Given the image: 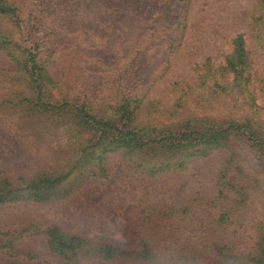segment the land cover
<instances>
[{"label":"rangeland","instance_id":"obj_1","mask_svg":"<svg viewBox=\"0 0 264 264\" xmlns=\"http://www.w3.org/2000/svg\"><path fill=\"white\" fill-rule=\"evenodd\" d=\"M7 1L20 28L0 17L11 41L0 48V182L80 160L95 134L74 126L82 105L130 115L145 137L230 124L264 136V0ZM238 35L246 59L235 75L226 66ZM26 66L40 72L42 102L65 112L39 109ZM231 141L191 155L99 147L64 198L0 205V264H66L48 247L51 226L119 247L80 264H264V149Z\"/></svg>","mask_w":264,"mask_h":264},{"label":"trees","instance_id":"obj_2","mask_svg":"<svg viewBox=\"0 0 264 264\" xmlns=\"http://www.w3.org/2000/svg\"><path fill=\"white\" fill-rule=\"evenodd\" d=\"M127 4L131 5L136 0H125ZM6 16L15 19L16 26L19 27L20 19L17 9L13 4L7 0H0V17ZM20 28V27H19ZM234 50L231 58L227 60V70L239 75V70L244 67L246 59V50L242 35H238L234 40ZM11 45V41L2 34L0 30V48L6 50ZM28 54V62L34 63L35 55L30 50L25 51ZM34 65V64H33ZM28 76H30L33 88L37 92V106L43 112L57 111L59 113L65 112L68 103L61 105H51L50 103L42 102V93L38 78L41 76L39 70L33 66L28 67ZM38 72V73H37ZM118 121L110 119L98 118L96 115L90 114L87 108L82 105L76 109L74 116V125L77 129L83 127L88 131L99 133L100 138L93 143L96 136L88 141V146L82 150L80 160L65 173L48 176L39 175L30 180L17 179L10 181L8 179L0 182V205L6 203L33 201L42 203L54 199H62L70 191V188H64V184L68 181L72 173L80 168V164L87 163L84 159L91 157L99 147H103L105 152H113L115 150L124 149L128 152L144 151L157 148L169 147L178 152H185L188 155L191 151L200 152V148H211L216 146H226L231 143L232 137L236 135L245 136L246 142L255 146L256 148L264 149V136L257 134L256 131L246 133L243 125L230 124L226 128H209V129H188L187 131L177 133L176 135H165L163 137H145L139 131H136L130 126V115L127 116L124 112L119 113ZM199 150V151H198ZM226 178L225 176L223 179ZM47 244L49 249L63 257L66 264H80L79 259L90 258L91 256H99L102 259H111L119 255V247L115 244H104L96 246L93 242L84 239L77 235H66L55 226H51L46 230ZM264 252V242H262L261 254ZM144 255L149 254L148 245L143 246Z\"/></svg>","mask_w":264,"mask_h":264}]
</instances>
